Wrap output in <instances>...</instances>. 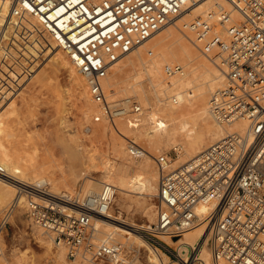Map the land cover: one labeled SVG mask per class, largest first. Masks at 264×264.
I'll list each match as a JSON object with an SVG mask.
<instances>
[{"label": "built area", "instance_id": "built-area-1", "mask_svg": "<svg viewBox=\"0 0 264 264\" xmlns=\"http://www.w3.org/2000/svg\"><path fill=\"white\" fill-rule=\"evenodd\" d=\"M198 1L8 0L6 17H35L88 80L90 94L105 116L114 120L143 109L130 97L111 100L107 96L103 79L110 67ZM230 4V9L218 5L207 17H195L187 27L198 41L222 51L226 82L210 97L212 117L225 124L243 118L247 126L225 133L175 167L172 154L155 157L157 218L141 233L179 264L202 262L195 248L170 247L162 237L178 243L188 229L205 222L204 242L210 246L213 264H264V0H231ZM165 69L169 76L183 72L181 64ZM138 119L130 117L129 122L136 124ZM127 141L130 155L146 154L135 140ZM0 177L16 187V199L0 216V237L23 198L27 218L64 246L69 259L83 254L93 262L121 263L122 243L95 244L91 235L93 218L105 215L113 202L114 184L106 182L98 192L72 198L53 193L48 184L14 179L1 163ZM201 203H210L211 208L201 212Z\"/></svg>", "mask_w": 264, "mask_h": 264}, {"label": "rangeland", "instance_id": "rangeland-1", "mask_svg": "<svg viewBox=\"0 0 264 264\" xmlns=\"http://www.w3.org/2000/svg\"><path fill=\"white\" fill-rule=\"evenodd\" d=\"M224 6L231 8V5L226 4ZM212 9L210 11H215L216 6L214 5ZM200 16L207 17V14L203 13ZM31 17L41 28L37 19L33 16ZM194 18H190L188 22ZM176 20L177 19L174 21ZM174 21L169 23V25L164 27L160 32L156 33L153 40L159 37H166L168 36V33L172 31L178 36H186V38L190 40L189 42L193 45L199 43L198 50L202 54H204L205 50H212L215 55V61L212 62L214 65V71L219 76V82L217 85L215 84L212 89L205 93L204 97L202 98L203 100L200 99L198 102V107L206 106L208 108V122L210 123L205 120L199 110L197 111V108L191 106L196 105L193 102L195 97L191 95V91L194 92L197 86H191V88H188L182 93H178L177 89L169 90L167 95L170 97L166 96L164 99L162 98L163 95H159L160 100H158L157 103H153V101L149 102L148 99L142 101L143 99L141 100V97L130 89H121L119 92H116L110 96L111 100H120L130 97L132 100H135L142 105V112H150L154 110L158 111L159 105H163L166 109H169V106L167 105H171L169 102H174L172 100L174 95L177 98V102H174V104L172 103L173 105H183L185 107L190 106V110L183 119L184 133L179 136V140H177L178 143L173 142L174 144H168L166 139L160 143L155 141L148 143L146 140L138 138L137 133L131 129V126L133 125H129V129L127 124L130 117L141 118V116L144 114L142 112L135 115L118 117L112 121L106 117L103 112H101L102 109L100 108L99 104L93 101L92 97H90V94L88 97L79 98L76 93V86L80 76L83 75L77 71L61 48L62 54L68 62V64L64 66L65 68L62 66L60 67L54 62H45L47 57L43 53L38 54L36 58H28L27 61V58L21 54V44L24 43V39L21 36V38L19 37L17 39L18 42L13 39V36L3 37L4 39H2L0 42V45L4 46V50L7 54L4 66L0 69V140L4 143L8 150H16L22 157V163L24 162V164H26L25 162H27V166L31 169V171L34 169L33 172L38 173V175L35 177H47L49 189L53 188L59 194L60 192L67 193L72 198L82 195L83 191H85L84 189L86 185L88 182H90L89 180L94 177L99 178L103 172L100 168H102L104 164H110L112 162V158L117 155V152L114 153V150L111 148L112 144L121 142L122 146L119 149L120 151H123L125 148L126 151L124 150L123 153L129 161H144L146 157L135 158L130 155L128 151L127 140H135L147 150L146 154H149L150 157H152H149V160L152 162L153 166L156 167H154L153 170V172L156 174V178H152L151 176L146 175L138 170L132 171L127 175V180H129L127 183L129 192H126L128 195H126V193H123V195L128 197V207L127 210H124L122 214H120L122 218L126 219L127 221H132L137 225L144 224V226L140 228V231L149 223L154 222L157 218V209L159 203L157 197L159 171H157L158 168L155 157L162 152H168L172 154L173 166L175 167L181 163L179 162L174 164L175 159L178 156V150L175 147V143L183 145L185 138L191 139L196 136L200 141L202 149L213 142L210 139L215 137L218 125L216 120L211 117L212 115L209 112L210 103L208 101L212 93L226 82V77L223 78L218 68L219 62L220 67L223 68L221 62L222 51L218 47L207 46L206 42L196 40V35L194 32L189 30V28L188 30L190 32V37H188L185 32L179 31V29H177ZM42 32L49 41L54 42V40L44 30H42ZM142 46L144 45L136 47L130 55H127L123 58V61L128 58L139 60L140 57L138 51L142 48ZM33 64H44V66L46 65L49 70H52L53 73H55H52V75L49 74L50 72L47 73L45 71L46 66H43L41 68L43 72L45 71L46 73L41 79H38L32 72L33 70L30 69ZM151 64V61L145 57L144 64L141 62L140 64L137 63L134 68L128 71V80L130 79V82H133V80L135 82L138 81L148 91H151V83L150 79H148L149 77L147 76L146 71V68L150 69ZM172 64H181L186 70L188 69L183 62L180 63L176 61ZM70 66L73 69H71ZM111 68L109 69L108 74H110V71H112ZM165 68L166 66L164 67L163 72L166 75L167 80H169L172 78V76L167 74ZM84 80L88 87V80L85 77ZM193 98L194 100H192ZM168 100L170 101L168 102ZM207 102L209 104H207ZM89 103L94 104V108L96 112H98L99 117L106 121L113 128L115 133L112 134V131L109 128L103 133H101L99 130H96L94 125L95 110L91 108ZM88 104L89 106H86ZM145 116L146 113L143 117ZM163 117L165 118L166 122H170V118L168 116L163 115ZM229 127L233 128L231 131L237 130L231 125ZM167 128H163L161 130L162 135L166 136ZM121 131H123V133L125 132L127 136H125V133V135L120 133ZM109 132L111 133L109 134ZM180 140L182 142H180ZM207 141L209 144H206ZM27 179L30 178L27 177ZM111 183L118 185L116 181ZM15 191L16 190L14 189V192ZM119 195H121V192L120 190H117L112 204L115 207V211H118V208H116V197L117 200H119ZM13 201L14 200L12 198L8 204H0V216L3 215L5 210L9 208ZM119 228V231L127 233V231H123L121 227ZM130 236L131 237L129 241L133 242L134 245L136 243L141 245V251L130 248L128 242H126L125 239L122 240L123 237L117 239L119 241L111 240V242H120L124 245L123 258L120 264H139L140 260L150 264L159 263V261L156 260L151 261L149 256V251H151V248H149L148 245L146 247L144 244H140L141 242L134 233H130ZM40 238H43L44 241H40ZM162 238L165 240L164 237ZM204 238L205 236L203 239ZM92 241L96 244L101 243L99 239L95 241L93 237ZM201 243H203V241H201ZM201 243L196 248V252L198 253L199 249L201 248ZM2 244L4 245L3 253L0 254V264H55L54 257L52 258V256H54L59 250L58 245L53 241V239L48 234L44 233L40 227L33 224L27 218L24 202L18 203L8 216L7 226L4 229L3 235L0 237L1 249ZM175 245L177 244L171 241L169 242L168 246L174 247ZM64 249L66 255L65 259L60 261L61 264H109L108 261L101 260L93 262L84 257L83 254L77 256L75 260H72L67 256V249L65 247ZM160 252L163 255V252L165 251L161 250ZM170 259L176 260L173 257H170Z\"/></svg>", "mask_w": 264, "mask_h": 264}, {"label": "bare ground", "instance_id": "bare-ground-1", "mask_svg": "<svg viewBox=\"0 0 264 264\" xmlns=\"http://www.w3.org/2000/svg\"><path fill=\"white\" fill-rule=\"evenodd\" d=\"M230 2L231 0H200L196 4L189 5L185 11L179 14L176 17L177 20L174 21V24H176L175 26L177 27V29H179V31L185 32L186 35L190 37V32L187 27V24L189 23L188 20L190 18L200 16L203 13L208 14L209 12H211L210 10L213 8L214 5L216 7L218 5H223V6L226 4L231 5ZM8 9H9L8 0H0V27L2 29V37H10V36L12 37L13 36V39L16 42H18L17 39L21 36L24 39V43L21 44V49H22L21 54H23V56L27 58V61H28V58H31V57L36 58L38 54L43 53L47 57L46 60L44 59L45 62H54L60 67L61 66L64 67L68 64L67 60L64 58L62 51L60 47L57 45V43L55 41L54 42L49 41L48 38H46L41 28L39 27L38 23H36V21L31 17V15H24L22 17H16V18L14 17L10 18L8 16L7 18L6 14L8 12ZM235 17L239 21L242 20L241 17L238 15V13H235ZM161 30H159L158 32H160ZM221 31H222L221 34L224 35L225 32L223 30ZM155 35L156 34L152 35L145 42L140 44L144 46H142V48L138 51L139 57H140L139 60L128 58L125 61H123V58L125 56L130 55L134 51L133 49L132 51H130L129 53L121 57L118 61L113 63V65L111 66L112 68L110 67L112 71H110V74H108L103 79V85L106 89L107 96L111 98L110 96H112L116 92H119L121 89L122 90L130 89L134 91L136 94H138L141 97V100L143 99L142 101H144L145 99H148L149 102L153 101V103L155 102L157 103L158 100H160L159 95H163V97L162 96L161 97L164 99L166 98V96H169L167 95L169 90L177 89L178 93L180 92L182 93L183 91H186L188 88H191V86H197L194 92L191 91V95L195 97V100L194 98L192 100H194L193 102L196 105H191V106H194V108H197V111L199 110L200 113L205 118V120L208 122V114H209L208 108L206 106L198 107V102L200 99L204 97L205 93L208 90L212 89L213 86L215 84L217 85V83L219 82V76L215 73L214 65L212 62V61H215L214 53L212 52V50H205L204 54H202L198 50L199 43L197 44L195 43L196 45H193L189 42L190 40H188L186 36L184 35L178 36L176 33L172 31L168 33L169 37L168 36L159 37L153 40ZM6 57H7V54H6V51L4 50V46L0 45V69L4 66ZM145 57H147V59L150 60L152 63L151 66L149 65L150 69L146 68L147 76L149 77L148 79H150V83H151V91H148L138 81L135 82L132 79L133 82H130L131 80L130 79L128 80V77H129L128 71L134 68L137 63L140 64L141 62L142 64H144ZM176 61L180 63L183 62L184 65H186L188 69L186 70L184 66L182 65L183 72L175 76H172L171 79L167 80V77L163 72L164 67ZM43 66L44 64H39V65L33 64L30 67V69L33 70L32 72L38 79H41L42 76L46 72L47 73L50 72L49 74L51 75L53 73V71L49 70L46 65H45L46 72L45 71L43 72L41 68ZM218 68L223 78H225L226 76H225L224 71L222 70V67H220V62L218 63ZM71 69L73 68L71 67ZM73 73H76V72H73ZM88 88L89 86L87 87L86 82L84 80V76H80L78 80V84L76 86V93L78 97L79 98L88 97L90 94V91L88 92L89 90ZM169 101L170 100H168V102ZM208 102L207 104H209ZM172 103L174 104V102ZM172 103L169 102V104L171 105H167L169 106V109H166L165 106L161 104L162 106L159 105L158 111L154 110L150 112H145V111L142 112L144 114L146 113V116L143 117L144 116L143 114V116H141V118L138 119L139 121L136 124H132L128 122L127 127L130 129L129 125H135L134 127L131 126V129H133L137 133L138 138H142L146 140L148 143H151L152 141L160 143L164 139L167 140L168 144H172L173 142L178 143L177 140H179V136L184 133V126H183L184 120L183 119H184V116H186V114L190 110V106L189 107H185L183 105L175 106ZM89 104L86 106H89ZM90 105H91V108L95 110L94 104L91 103ZM94 112H95L94 125L96 127V130H99L101 133H103L109 128L112 131V134L115 133L113 128L106 121H104L103 119L99 117L98 112H96V110ZM163 115L168 116L170 118L169 123L166 122ZM216 123L218 125L216 129V134L213 139H210L211 141L217 140L218 138H220L222 135H224L228 131L230 132L231 129H233L229 127L230 125L236 128L237 130H244L248 122L246 119L242 118V119H239L229 124L220 123L217 121ZM163 128H167L166 136L161 134V130ZM110 133L111 132H109V134ZM120 133L124 134L125 132L123 133V131H121ZM125 136H127V134ZM180 142L182 141L180 140ZM177 143H175V147L178 150V156L176 157L174 164L179 163V162L183 163L204 149V148L201 149L200 141L196 136L191 139L185 138L183 141V145L182 144L179 145ZM206 144H209V142L207 141ZM121 146H122L121 142L114 143L111 145V148L114 150V153L117 152L116 153L117 155L114 158H112V162L110 164H104L102 168H100L103 171L100 177L91 178L89 180L90 182H88L85 189L83 188L85 191H83L82 195L75 197V198H78L88 193L98 192L100 191L102 185L106 182L111 183V182L116 181L118 183V185L112 183L116 186V191L120 190L121 192V195L118 196L119 200H117V197H116V201H117L116 208H118V211H115V207L114 205H112L113 204L112 202L108 212L105 215L95 216L92 221L91 235L95 241L99 239L101 243L111 242V240L119 241L117 239L123 237L122 240L125 239L126 242H128V245L130 248L135 249L137 251H141V245L137 243L134 245L133 242L129 241L131 237L130 233H134L136 237L139 239V241L141 242L140 244H144L146 247L148 245V247L151 248V251H149V256L151 258V261L153 260L159 261V263L157 264H179L177 260L170 259V257L165 252H163L164 254L162 255L160 252L161 250L159 248L152 246L144 239L140 231V228L144 226V224L137 225L133 223L132 221H127L126 219H123L121 216L122 212L124 210H127V207H128L127 205L128 197L123 195V193L129 192L128 184H127L129 180H127V175L131 173L132 171L138 170L146 175L151 176L152 178H156V174L153 172L155 166H153L152 162L149 160V157H150L149 154H144L141 157H135V158L146 157V159L142 162H132V161H129L126 158L125 154L123 153L125 148L123 151H120L119 148ZM21 160H22V157L18 154L16 150L14 151L8 150L6 146L4 145V143L0 140V163L6 167L7 172L12 178L19 179L21 181H24L26 183H31V184H39V183L49 184L47 177L45 176H41L38 178L35 177L38 175V173L33 172L34 169L31 171V169L27 166V162H25L26 164H24V162L22 163ZM27 177H29L30 179L34 177L35 178L30 180V179H27ZM158 178H159V172H158ZM14 189L16 190L15 186L13 185L10 179L0 177V204L1 205H4V203L8 204L12 200V198L13 200L16 199V191L14 192ZM50 190L53 193L59 194L53 188H51ZM157 192H158V186H157ZM64 195L69 196V194L67 193H65ZM126 195L128 194L126 193ZM22 202H23V198L21 199L20 203ZM210 208H211L210 203H201L199 206V211L201 212L208 211ZM119 227H121L123 231L124 230L127 231V233L119 231L118 230L120 229ZM205 227H206V222L199 224V225H195L193 228L188 229L183 234L181 240H179V242L175 244L180 245V247L186 251H191L194 248L196 249L197 246L200 245L201 241H203V243H201V248L199 247L200 249L198 253L199 254L198 259L199 261L202 262V264H213L210 246L207 245L206 242H204L205 238L203 239V237L206 234ZM163 237L165 239L164 241L167 244L171 242V239L169 237L167 236H163ZM40 241H44V239L40 238ZM3 245L4 244H2V249L0 246V249H1L0 254L3 253ZM58 247H59L58 252L54 256H52V258L54 257L55 264H61L60 261H63L66 255L64 246L58 245ZM139 264H150V263L148 262L145 263L140 260Z\"/></svg>", "mask_w": 264, "mask_h": 264}]
</instances>
